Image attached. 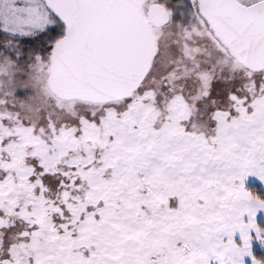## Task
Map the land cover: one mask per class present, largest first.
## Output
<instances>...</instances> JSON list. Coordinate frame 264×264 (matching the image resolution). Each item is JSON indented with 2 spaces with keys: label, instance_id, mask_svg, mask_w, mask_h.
<instances>
[{
  "label": "snow or ice",
  "instance_id": "obj_1",
  "mask_svg": "<svg viewBox=\"0 0 264 264\" xmlns=\"http://www.w3.org/2000/svg\"><path fill=\"white\" fill-rule=\"evenodd\" d=\"M0 264H264V0H0Z\"/></svg>",
  "mask_w": 264,
  "mask_h": 264
}]
</instances>
